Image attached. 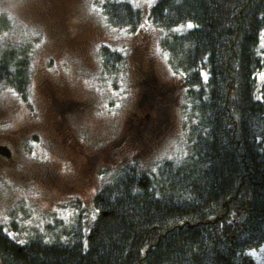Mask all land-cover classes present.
I'll return each mask as SVG.
<instances>
[{"label":"trees","instance_id":"1","mask_svg":"<svg viewBox=\"0 0 264 264\" xmlns=\"http://www.w3.org/2000/svg\"><path fill=\"white\" fill-rule=\"evenodd\" d=\"M104 9L113 28L141 22L129 2ZM151 19L163 31L183 28L163 48L195 113L188 158L152 171L125 167L94 196L98 218L77 224L65 242L20 245L0 229L1 264H256L249 252L264 244V0H157ZM13 47L2 53L0 80L23 92L27 61L18 64L25 59ZM101 56L109 71L124 60L109 48Z\"/></svg>","mask_w":264,"mask_h":264},{"label":"rangeland","instance_id":"2","mask_svg":"<svg viewBox=\"0 0 264 264\" xmlns=\"http://www.w3.org/2000/svg\"><path fill=\"white\" fill-rule=\"evenodd\" d=\"M123 1L141 14L134 31L108 22L105 4ZM156 1L0 0L5 21L0 60L14 46L25 59L18 58V64L27 61L23 92L0 80V147L11 152L10 158L0 154V229L20 245L37 239L62 243L77 224L92 225L98 218L94 196L125 167L152 171L165 161L188 158L195 113L184 76L163 48V41L183 28L159 29L151 19ZM105 48L123 55L120 67L103 66ZM143 72H153L156 82L139 85ZM51 89L81 109L56 112ZM258 96L264 97L263 73ZM140 114L150 118L140 120ZM65 129L79 142L64 146L60 133ZM124 139L114 157L95 163V179L86 183L84 158L77 150L92 155ZM54 183L74 185L77 194L53 189ZM249 255L264 264V244Z\"/></svg>","mask_w":264,"mask_h":264},{"label":"flooded vegetation","instance_id":"3","mask_svg":"<svg viewBox=\"0 0 264 264\" xmlns=\"http://www.w3.org/2000/svg\"><path fill=\"white\" fill-rule=\"evenodd\" d=\"M151 74L152 75L150 76L149 73L143 72L142 75L145 76V79L140 80L139 81V85L144 86V85H148L150 82H151V84L155 83L156 82V78L154 77V73L151 72ZM165 93H167V90L165 91ZM50 99L52 101V104L54 105V108L56 109V112L61 111L60 109H65V108L72 109L73 107H76V109H81L79 107H82V106H80L81 104L73 102L68 97H66V98L60 97L58 95V93L56 92V90H54V89L50 90ZM135 116H138V115L134 114V117ZM140 117H141L140 120H144L145 121L146 119L150 118V115H147V116L141 115ZM60 134H61V138L63 137L62 138L63 145L66 146V147H71V146H73V144L79 142L73 137V134L70 133L69 129H65V131H62ZM126 143H127V139L119 140L118 142H115L112 147L107 148V149H105L103 151H100L99 153L92 154V155L85 154L82 150L78 149L77 150V154L84 158V163H85V167H86V179H85V182L86 183H92L94 181V179H95L94 166H95V163L97 161H101L102 159L114 157L119 152V150L122 147H124V145ZM78 145H79V143H78ZM91 157L93 158V160L89 159ZM47 185H50V184H47ZM53 189H57V190L59 189L63 193H65L66 195H70V196H75L77 194L76 187L74 185L62 186L61 187V186L57 185L56 183H54L53 184Z\"/></svg>","mask_w":264,"mask_h":264},{"label":"water","instance_id":"4","mask_svg":"<svg viewBox=\"0 0 264 264\" xmlns=\"http://www.w3.org/2000/svg\"><path fill=\"white\" fill-rule=\"evenodd\" d=\"M0 154L3 155V156H5V157H7V158H10L11 157L10 150L7 147H5V146L0 147Z\"/></svg>","mask_w":264,"mask_h":264},{"label":"snow or ice","instance_id":"5","mask_svg":"<svg viewBox=\"0 0 264 264\" xmlns=\"http://www.w3.org/2000/svg\"><path fill=\"white\" fill-rule=\"evenodd\" d=\"M189 26H191V25H189Z\"/></svg>","mask_w":264,"mask_h":264}]
</instances>
